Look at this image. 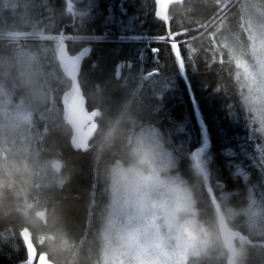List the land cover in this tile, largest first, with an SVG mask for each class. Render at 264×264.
Listing matches in <instances>:
<instances>
[{
  "label": "trees",
  "instance_id": "1",
  "mask_svg": "<svg viewBox=\"0 0 264 264\" xmlns=\"http://www.w3.org/2000/svg\"><path fill=\"white\" fill-rule=\"evenodd\" d=\"M19 1L22 25L14 29L11 25H19L9 6L17 2L0 0V86L11 89L15 69L10 65L25 51L50 69L49 90L57 110L50 109L44 119L34 114L26 144L21 141L25 149L13 152L14 163L7 159L15 147L0 144V264H22L27 258L24 229L39 253L55 264H103L102 184L91 141L81 149L71 144L72 128L61 103L67 89L55 73L62 34L71 37L65 41L71 54L88 48L79 78L88 109L100 110L98 121L119 102L129 74L156 77L161 87L152 92L154 118L170 137L178 170L190 176L189 156L195 152L206 161L205 212L213 207L219 212L229 203L253 211L252 202L264 195V134L246 99L242 68L213 37L220 20L236 12L237 0H184L169 8V22L155 16V0ZM257 1L264 12V0ZM244 23L238 19L230 30L247 44ZM168 31L187 33L175 38L183 66L171 39L161 38ZM238 227L236 235L242 233L251 242L248 264H264V225L259 230L247 223ZM62 234L71 243L53 254L51 245L59 244ZM188 264H194L193 257Z\"/></svg>",
  "mask_w": 264,
  "mask_h": 264
},
{
  "label": "clouds",
  "instance_id": "2",
  "mask_svg": "<svg viewBox=\"0 0 264 264\" xmlns=\"http://www.w3.org/2000/svg\"><path fill=\"white\" fill-rule=\"evenodd\" d=\"M55 73L63 88L72 87V78L58 62ZM128 77L119 102L102 113L90 137L104 193L99 211L104 246L123 256L125 264H171L177 251L193 257L194 264H248L251 242L242 233L236 235L238 226L247 223L255 230L262 218L249 207L231 203L219 212L214 207L205 212L206 161L195 152L189 156L190 176L178 170L170 137L154 118L152 92L161 87L160 81L142 72ZM11 80L13 90L39 104L49 91L51 71L25 53ZM70 243L62 234L51 251L59 254Z\"/></svg>",
  "mask_w": 264,
  "mask_h": 264
},
{
  "label": "rangeland",
  "instance_id": "3",
  "mask_svg": "<svg viewBox=\"0 0 264 264\" xmlns=\"http://www.w3.org/2000/svg\"><path fill=\"white\" fill-rule=\"evenodd\" d=\"M17 3L9 6L11 16L17 21L16 26L11 25L14 29L22 25L23 6L19 0ZM238 4L236 12L228 13L216 25V31L213 34L216 45L222 50L232 56L237 64L243 70L244 81L246 83L247 97L258 90H264V12L258 9L257 0H237ZM223 16V15H222ZM16 17V18H15ZM238 19L244 23L246 31L247 44L241 39L242 37L236 30H230L232 25H238ZM25 52V51H24ZM24 52H19L17 59L14 61L12 68L16 70L20 66L21 55ZM29 56V55H28ZM14 70V72H15ZM13 73V72H12ZM4 87L0 86V89ZM8 89V88H7ZM9 90V89H8ZM250 100V107L257 109L254 111L260 119L261 102L259 95L255 94V99ZM57 110V101L52 91H48L42 103L34 104L25 99L20 90L11 89L8 94L0 92V144L2 147L11 148L7 159L8 162L14 163L15 149H25L24 143L28 137V130L34 126V114L44 119L47 112L50 113ZM260 121V120H259ZM21 141L24 143L22 144ZM253 211L262 218V222H258L256 229H262L264 225V195L258 198L255 203L252 202ZM257 204V207L255 205ZM102 242V240H101ZM103 249V264H125L123 256H117L106 248L102 242ZM102 254V253H101ZM190 256L183 251L175 253V259L171 264H188Z\"/></svg>",
  "mask_w": 264,
  "mask_h": 264
},
{
  "label": "water",
  "instance_id": "4",
  "mask_svg": "<svg viewBox=\"0 0 264 264\" xmlns=\"http://www.w3.org/2000/svg\"><path fill=\"white\" fill-rule=\"evenodd\" d=\"M184 0H170L167 11L174 4H179ZM85 49H87L85 51ZM88 53L85 47L75 54H71L68 49L59 52L60 66L72 78V87L65 90L61 97L63 106V117L72 128L71 144L75 149H81L90 141L97 128L99 109L90 110L87 107V99L83 93L80 82V73L84 59ZM81 57L79 66L70 63V57ZM22 237L27 249V258L22 264H55L45 253H39L33 242L28 229L22 231Z\"/></svg>",
  "mask_w": 264,
  "mask_h": 264
},
{
  "label": "snow or ice",
  "instance_id": "5",
  "mask_svg": "<svg viewBox=\"0 0 264 264\" xmlns=\"http://www.w3.org/2000/svg\"><path fill=\"white\" fill-rule=\"evenodd\" d=\"M156 4V10H155V16L159 18L162 22H169L170 21V16L167 11V7L170 4V0H155ZM186 32H173V31H168L167 35H162V40L167 42L169 39H171V49L175 54V57L177 61L180 63L181 66L184 65V60L181 58V53L178 47L177 40L175 39L177 35H186ZM66 39H71V37H66L65 34H62L60 37V44L59 47L62 51L67 50V45L65 43ZM186 44L188 41L185 42ZM87 49H85L86 51ZM70 63L73 64L74 66H79L81 57H70L69 58ZM255 94L259 95V99L261 102V108L259 109L260 111V127L258 129L259 133L264 134V90H258L254 92L253 94L249 95L246 97V99H255ZM252 111H257V109L253 108ZM264 137V136H260ZM258 141L261 139H257ZM261 159H264V155H262ZM262 167L260 168L261 170H264V163L260 164Z\"/></svg>",
  "mask_w": 264,
  "mask_h": 264
},
{
  "label": "bare ground",
  "instance_id": "6",
  "mask_svg": "<svg viewBox=\"0 0 264 264\" xmlns=\"http://www.w3.org/2000/svg\"><path fill=\"white\" fill-rule=\"evenodd\" d=\"M91 207H93V206H91Z\"/></svg>",
  "mask_w": 264,
  "mask_h": 264
}]
</instances>
